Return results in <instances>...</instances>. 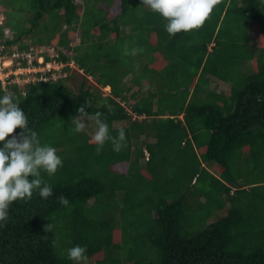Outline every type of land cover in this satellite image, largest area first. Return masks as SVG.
<instances>
[{
  "label": "trees",
  "instance_id": "trees-1",
  "mask_svg": "<svg viewBox=\"0 0 264 264\" xmlns=\"http://www.w3.org/2000/svg\"><path fill=\"white\" fill-rule=\"evenodd\" d=\"M0 6L3 54L15 45L22 55L13 69L30 67L33 45L25 40L34 39L44 63L33 66L64 65L24 86L0 81V95L14 96L41 143L63 161L53 175L41 171L52 196L42 199L36 189L10 205L0 226L2 264H264V0H217L199 28L171 36L167 20L141 0ZM3 28L12 29V40ZM127 30L142 37L135 55L115 40ZM239 60L251 65L245 76ZM202 64L231 85L230 97L188 92L176 80L181 71L195 79ZM81 107L89 118L101 113L110 136L125 130L119 151L112 140L96 150L89 118L74 131ZM172 154L175 171L168 169ZM77 244L86 246L87 260L68 259Z\"/></svg>",
  "mask_w": 264,
  "mask_h": 264
},
{
  "label": "clouds",
  "instance_id": "clouds-1",
  "mask_svg": "<svg viewBox=\"0 0 264 264\" xmlns=\"http://www.w3.org/2000/svg\"><path fill=\"white\" fill-rule=\"evenodd\" d=\"M141 4L167 20L165 31L171 36L199 28L213 11L217 0H141ZM4 21L0 20V28L4 26ZM8 31L14 38L13 31ZM4 37L8 38V35ZM137 51L133 48L131 54L135 55ZM78 112L80 117L74 121V131L77 133L85 129V118L90 117L85 107L79 108ZM91 118L95 119L97 125L91 137V141L97 145L96 150L101 151L105 141L112 140L114 150L119 151L121 142L126 139L125 130L120 128L118 136L112 137L107 121L101 119V113L97 112ZM17 128L19 132H15ZM62 164L57 149L41 143L38 133L29 126V118L14 96L7 93L0 95V226L9 219V208L13 201L31 199L36 189L42 199L52 196L53 188L43 180L41 171L53 175ZM205 168L210 170L207 165ZM57 199L64 205L69 203L63 194ZM50 228L49 225L48 230ZM87 258L86 246L77 244L68 249V259L74 262Z\"/></svg>",
  "mask_w": 264,
  "mask_h": 264
},
{
  "label": "rangeland",
  "instance_id": "rangeland-1",
  "mask_svg": "<svg viewBox=\"0 0 264 264\" xmlns=\"http://www.w3.org/2000/svg\"><path fill=\"white\" fill-rule=\"evenodd\" d=\"M5 11H4V8L3 7H1L0 6V20L2 19V20H4V18H5V13H4ZM20 21V16L19 15H15V18H12V21L13 22H15V21ZM42 28V27H41ZM8 29L9 28H3L2 29V33H4V36H6L7 35V31H8ZM43 29V28H42ZM52 29V28H51ZM221 29V28H220ZM11 32H12V29H9ZM14 33V32H13ZM75 34H73L72 36H74ZM132 36V37H131ZM255 37H256V35H255V33H252V35H251V38H252V42L254 43L255 42ZM8 38L9 39H12L13 38V35H12V33L10 34V35H8ZM36 39H37V37H36ZM142 39V37H139L138 36V38L137 37H134L133 36V33H130L129 31H127V32H125L123 35H121V37L120 38H115V40L119 43V45H121L120 46V49L122 50V49H128V48H131V47H133V48H136V46H137V40L138 41H140ZM116 41H114V43L116 42ZM25 42H27V43H29V45L30 46H32L33 45V48L30 50V52H28V53H30V55L32 56V58H33V63L32 64H34V61H38V57H39V55H38V52H39V49L36 47V41H35V39L33 40V43H31L29 40H25ZM52 45H54L55 46V43H52ZM52 45L50 44L49 46H42L41 48H42V50L44 51H46V47H52ZM140 47V46H139ZM139 47H138V49H139ZM142 47V46H141ZM10 51H11V55H10ZM14 53H21V52H19V50L17 49V47L15 46V45H12L11 47H10V49H7V51H6V53L3 55L5 58L2 60V62H4V61H7V63L6 64H0L1 66H0V69H2L1 71H2V76H3V78L5 77V74L6 73H9L10 72V70H14L13 69V67L16 65V64H18V63H16L17 62V59H15L14 57H13V54ZM27 53V54H28ZM26 54V55H27ZM145 54H148V50H147V52H145ZM20 56H22V55H20ZM143 56V55H142ZM147 56V55H146ZM215 59H217V58H215ZM182 61H184L183 60V58H180L179 59V61L178 62H182ZM39 62V61H38ZM40 62H41V60H40ZM140 63H142V58H140V61H139ZM237 63V67H238V70H239V73H242L243 74V76H245V75H247V73H248V71H249V69H250V67H251V65H249V64H247V62L245 63V62H243V61H241V60H239V61H237L236 62ZM4 66H7V67H4ZM71 66H73L72 64H71ZM208 66H209V64H208ZM62 67H63V65H59V64H55L54 62H49V63H45L44 64V66L43 67H38V68H36L35 66H31V67H29V68H26V70H22V69H19L20 71L19 72H21V73H18L17 75H14V76H17V78L16 79H14L15 80V83H18V84H20L21 86H24L25 84H27L28 82H30V81H32V80H34L35 79V77H36V74L38 73V72H47V71H55V72H58V71H60L61 69H62ZM237 67H234L232 70H233V72L234 73H236V68ZM35 72H37V73H35ZM71 75V74H70ZM59 77V75H55L54 76V78H58ZM15 78V77H14ZM72 79L70 80V85H71V87H73L75 90H76V88L79 86V84H80V79H81V77L79 76V75H77L76 73H74L73 74V77H71ZM218 83V82H217ZM219 84H221V82H219ZM201 86H203V81L201 82ZM215 87V86H214ZM221 91L220 92H223V93H225L227 96H229L230 97V95H231V86L230 87H228L227 85H224V84H222L221 85ZM103 90H104V88H103ZM104 92H105V94L107 95V94H109L110 92H108V90H104ZM88 122L89 123H91L90 125H91V127H92V130L93 131H95L96 130V128H97V125H96V123H95V120L93 119V118H89L88 119ZM150 140V139H149ZM152 140H154V139H151V141ZM171 158V159H170ZM169 160L171 161V163L170 164H168V169H169V171H175V169H176V155H174V154H172V156L171 157H169ZM126 167H127V165H122L120 168H121V170L123 171V170H125L126 169ZM209 169L210 170H214V164H209ZM83 264H94L93 262H88V261H85V262H83Z\"/></svg>",
  "mask_w": 264,
  "mask_h": 264
},
{
  "label": "crops",
  "instance_id": "crops-1",
  "mask_svg": "<svg viewBox=\"0 0 264 264\" xmlns=\"http://www.w3.org/2000/svg\"><path fill=\"white\" fill-rule=\"evenodd\" d=\"M203 65L204 64H202V67L200 68V71H199L198 75L195 77V79L193 77H191V75H188L187 78L184 77L185 74L183 73V71H181L179 73H176V80L182 79L186 83V85L189 86L188 90H187L188 92H206V91L213 92L214 91V92L223 93V92H220L222 89L221 88L222 84L227 85L228 87L231 86L227 82L218 78V76L215 75L213 72L207 71ZM160 68H164V67H159L158 69L160 70ZM202 80H203V87L201 86ZM219 82H221V84H219ZM105 89L108 90V92H111V88L109 86L104 88V90ZM102 90H103V88H102ZM137 90H139V88L134 87L131 92H135ZM140 91L141 92H147V88L145 87ZM180 92H186L185 88L181 89ZM231 92H232V88H231ZM223 94H225V93H223ZM204 166L206 167V164H204ZM207 167L209 168V165H207Z\"/></svg>",
  "mask_w": 264,
  "mask_h": 264
},
{
  "label": "built area",
  "instance_id": "built-area-1",
  "mask_svg": "<svg viewBox=\"0 0 264 264\" xmlns=\"http://www.w3.org/2000/svg\"><path fill=\"white\" fill-rule=\"evenodd\" d=\"M7 35H10V32L9 31H7ZM3 50H4V44H3V39L2 38H0V64H6L7 63V61H4V62H2V60L5 58L3 55ZM38 55H39V57H38V61H39V63L40 64H43L44 63V57L43 56H40V53H38ZM52 56L54 55V54H51ZM13 57L15 58V59H17V58H19L20 57V54L19 53H14L13 54ZM25 58H27L28 59V62H29V64H30V67L33 65L32 63V61H33V58H32V56L30 55V53L29 54H27L26 56H25ZM40 60H41V62H40ZM59 65H63V64H59ZM1 66V65H0ZM4 67H7V66H4ZM63 67H64V65H63ZM62 67V68H63ZM3 69V68H2ZM2 69H0V81L3 83V86H6L7 84H9L11 81L12 82H14L15 83V80L14 79H16L17 78V76H15V78H11L12 76H14V75H17L18 73H21V72H19L20 70L19 69H24V70H26V68H20V67H18V68H16V69H14V70H10V72L9 73H6L5 74V77L3 78V76H2ZM35 73H37V72H35ZM11 80V81H10ZM45 80H47L46 78H45ZM148 159V158H147Z\"/></svg>",
  "mask_w": 264,
  "mask_h": 264
},
{
  "label": "water",
  "instance_id": "water-1",
  "mask_svg": "<svg viewBox=\"0 0 264 264\" xmlns=\"http://www.w3.org/2000/svg\"><path fill=\"white\" fill-rule=\"evenodd\" d=\"M0 264H2V263L0 262Z\"/></svg>",
  "mask_w": 264,
  "mask_h": 264
}]
</instances>
